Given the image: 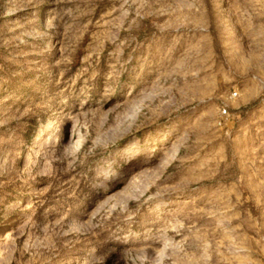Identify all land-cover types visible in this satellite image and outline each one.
<instances>
[{"label":"rangeland","instance_id":"1","mask_svg":"<svg viewBox=\"0 0 264 264\" xmlns=\"http://www.w3.org/2000/svg\"><path fill=\"white\" fill-rule=\"evenodd\" d=\"M0 264H264V0H0Z\"/></svg>","mask_w":264,"mask_h":264},{"label":"built area","instance_id":"2","mask_svg":"<svg viewBox=\"0 0 264 264\" xmlns=\"http://www.w3.org/2000/svg\"><path fill=\"white\" fill-rule=\"evenodd\" d=\"M238 97H240L238 90L233 89V91L230 92L228 99H236ZM218 116V124H221L222 121L227 120L230 117L229 104L226 101L222 102V104L219 106Z\"/></svg>","mask_w":264,"mask_h":264},{"label":"bare ground","instance_id":"3","mask_svg":"<svg viewBox=\"0 0 264 264\" xmlns=\"http://www.w3.org/2000/svg\"><path fill=\"white\" fill-rule=\"evenodd\" d=\"M47 20V19H46ZM48 126H44L41 130H40V132H39V134H38V136L36 137V140L37 139H40V137H41V134L45 131V129L47 128ZM48 128H50V127H48ZM121 188V187H120ZM120 191V190H119ZM16 224V223H15ZM8 230V229H7ZM3 233H4V231H3ZM2 233V234H3ZM4 235V234H3Z\"/></svg>","mask_w":264,"mask_h":264}]
</instances>
